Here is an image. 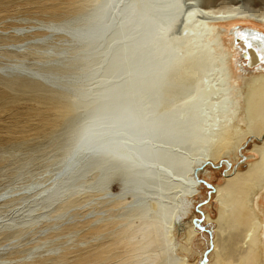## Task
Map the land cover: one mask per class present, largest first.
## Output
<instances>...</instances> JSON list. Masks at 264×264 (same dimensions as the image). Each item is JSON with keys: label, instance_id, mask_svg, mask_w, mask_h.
<instances>
[{"label": "bare ground", "instance_id": "obj_1", "mask_svg": "<svg viewBox=\"0 0 264 264\" xmlns=\"http://www.w3.org/2000/svg\"><path fill=\"white\" fill-rule=\"evenodd\" d=\"M22 1L0 14L32 23L0 29V264H194L175 251L202 223L207 264L263 263L262 0Z\"/></svg>", "mask_w": 264, "mask_h": 264}, {"label": "rangeland", "instance_id": "obj_2", "mask_svg": "<svg viewBox=\"0 0 264 264\" xmlns=\"http://www.w3.org/2000/svg\"><path fill=\"white\" fill-rule=\"evenodd\" d=\"M5 1L10 3V6H9L10 9L9 10H0L1 16H3L8 11L13 12V10L15 8V5L17 3H20V4L24 3L22 0H5ZM263 2H264V0H262L260 2V6L264 5ZM19 14H21V12L14 13L12 15L13 17H6V18H3V19H0V29H8V30H10L11 26L14 25V24L24 25V26L32 25L31 21L21 20L18 17ZM240 25H243V23H240ZM261 28L264 29V25ZM35 31H38V30L37 29L27 30L26 32H21L20 34H16V32H14L13 35L16 36V37H19V36H22V35H28V34L33 33ZM244 81L245 80L242 77H239V78L235 79V81H234L235 84L238 86V89H236L237 92L236 91L233 92V96H234L235 100L237 101L238 107L241 106L240 97H241V93H242L243 88H244ZM236 123H239L240 125H243L241 110L238 113V117L236 119ZM249 145H250L249 142H245V147H249ZM241 151L243 152V154L247 155V153L244 151V147H243V149ZM232 162L233 161H231V164H232V166H235V168H237V167L241 168L244 165L243 163H241L239 166H237V165H235ZM204 169L208 171V175L210 177L205 178V174L207 173L206 172V173L203 174V172L205 170H203V171L200 170L199 171L198 177H199V180H200L201 193H200V197L199 196H195V199L193 200L195 207L193 209H191L192 210L191 213H193L194 216L197 217V218H199L202 215V211L203 212L207 211L211 216H214L216 214V202H214L212 200V193L210 194L209 188L211 187L210 184L219 183L221 181L222 173L225 172V170H226L225 165L223 163L207 164L204 167ZM209 196H210V198H209ZM261 201L264 204V198ZM200 226H201V228L198 229V231L200 232L199 235H198V238L196 240H194V243L191 244L192 248H189V251H188L189 253H186V251H181V250H176L175 253H177L179 255H182V254L188 255V259H190L191 261L195 260L194 264H207V262H208L207 254L209 252H211L210 251L211 250L210 241H211V237H212L213 226L210 223H208V224L202 223V225H200ZM183 231H184V227L182 225H177V227L175 228V233H174V241H175L176 244H179V243L182 242L181 236H182V232ZM263 231L259 235L260 245H261V243H264V238H263V235H262ZM202 249H204V252H203L202 256L200 257L199 252ZM261 257L264 258V253L263 254L260 253V258ZM260 264H264V261H263V263L260 262Z\"/></svg>", "mask_w": 264, "mask_h": 264}]
</instances>
